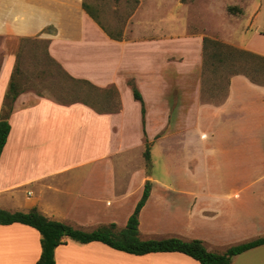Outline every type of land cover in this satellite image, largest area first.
I'll return each mask as SVG.
<instances>
[{
  "label": "crops",
  "instance_id": "0c3cea01",
  "mask_svg": "<svg viewBox=\"0 0 264 264\" xmlns=\"http://www.w3.org/2000/svg\"><path fill=\"white\" fill-rule=\"evenodd\" d=\"M82 1L0 0V106L21 37L48 39L49 55L69 75L102 88L114 85L120 101L117 110L98 112L82 102L19 93L0 153V209L34 207L86 231L110 223L122 228L149 181L138 215L139 236L148 221L162 224L167 235L142 239H199L208 250L221 253L264 237V84L231 75L223 99L213 102L201 99L198 76V87L181 89L187 98L176 104L181 118H173L175 99L168 86L175 64L180 63L183 78L199 74L194 70L201 65L203 35L175 40L166 31L143 38L135 29L130 38L119 34L115 39ZM150 31L157 28L153 25ZM260 35L256 32L250 42ZM221 40L264 56V44ZM128 80L142 95L144 124ZM175 127L190 133L176 135ZM197 140L200 145L194 148L201 158L190 153L195 159L188 165L196 169V181L167 182L153 175V155L172 175L175 148H190ZM63 240L54 249L55 264H200L176 251L136 255L100 241ZM40 251L37 229L21 222L0 223V264H35ZM255 258L264 264V243L233 255L230 264H253Z\"/></svg>",
  "mask_w": 264,
  "mask_h": 264
},
{
  "label": "rangeland",
  "instance_id": "374dc122",
  "mask_svg": "<svg viewBox=\"0 0 264 264\" xmlns=\"http://www.w3.org/2000/svg\"><path fill=\"white\" fill-rule=\"evenodd\" d=\"M90 4L92 10L97 14L100 23L104 28L113 34H121L122 37H132L133 31L139 33L140 37H161L169 31L172 37L177 40L181 39L185 34H197L209 36L221 40L224 38L234 44L254 45L264 44V0H84ZM240 10V11H237ZM155 26L157 31H150V27ZM123 32L125 33L123 35ZM261 33L257 39L251 43L254 34ZM18 40L19 48L16 54L19 67L22 73L17 74L18 83L26 89L36 94L53 96L60 93L62 88V77L56 65H51L50 73L40 77L41 62L38 63L36 58H43L42 48H33V44L23 40ZM222 41V40H221ZM4 37L0 35V59L3 54ZM224 42V41H223ZM201 65L196 67V73L190 74L186 78L181 75L180 63L175 64L173 76L170 85L172 90L175 106L173 109V118L180 119L181 110L176 104L183 103L187 95L182 93V88L198 87L197 77L200 78L199 90L202 100L219 102L223 99L227 91V85L223 79H218L215 74L202 73V49L200 52ZM174 60H179L176 56ZM15 60V61H16ZM180 62V61H179ZM180 71V72H178ZM193 71V69L191 70ZM8 80L5 87H7ZM217 84V87H215ZM110 86V85H109ZM108 86V87H109ZM202 94V95H201ZM197 114V110H194ZM178 117V118H177ZM201 129L206 131V127ZM181 127H175V134H189L190 130ZM197 142V143H196ZM190 148H175L174 151V174H167L165 168L161 166L158 155H153V175L162 181L178 182L179 178L186 182H193L197 179L196 169L189 168L188 165L193 164L194 156L190 157V153H198L194 148L199 146V140ZM187 154V155H186ZM199 157L201 155L198 153ZM203 161V159H201ZM146 161V160H145ZM146 163H148L146 161ZM179 167V168H178ZM186 168L182 174L177 169ZM193 170L192 176L190 170ZM205 179V176H203ZM212 182V176L211 180ZM150 228V229H149ZM141 237H162L167 235L162 224H154L148 221L140 230ZM262 256L259 255V258ZM256 259V258H255ZM253 264H260V260H255Z\"/></svg>",
  "mask_w": 264,
  "mask_h": 264
},
{
  "label": "trees",
  "instance_id": "16d2710c",
  "mask_svg": "<svg viewBox=\"0 0 264 264\" xmlns=\"http://www.w3.org/2000/svg\"><path fill=\"white\" fill-rule=\"evenodd\" d=\"M82 7L107 34L115 39H120L121 36L119 34L115 35L104 28L90 4L83 0ZM22 39L33 44L34 49H43V58L41 56L36 58V61L38 63L41 62L42 65L39 73L40 77L50 73L51 65L57 66L63 82L60 93L56 95L59 101L62 103L82 102L98 112L114 111L120 107L118 92L114 85L102 88L87 79L75 78L69 75L49 55L47 51L48 39ZM207 72L215 74L220 80L223 79L226 85L229 77L234 74H243L253 82L264 84V56L238 48L219 39L203 36L202 73ZM19 73L22 72L18 60H16L0 106V153L9 133L8 118L12 111L13 102L19 93L26 91L17 81L16 76ZM128 84L133 98L141 104L142 122L144 124L145 107L142 95L132 80H128ZM215 87H217V84H215ZM143 156L148 162L149 149L147 143ZM149 188L150 183L146 181L140 200L136 203L133 212L122 228H117L115 223H110L89 231L81 230L65 222L51 219L34 207L28 211L14 212L0 209V223L21 222L37 229L40 234L41 251L35 264H55L54 249L63 243L65 237L82 243L100 241L112 248L136 255L150 252L176 251L196 259L200 264H230L233 255L264 243V237H258L231 245L223 252L218 253L208 250L199 239L184 240L179 237L142 239L139 236L138 215L149 194Z\"/></svg>",
  "mask_w": 264,
  "mask_h": 264
}]
</instances>
